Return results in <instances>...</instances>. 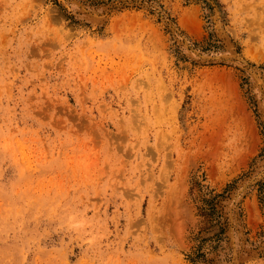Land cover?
Returning a JSON list of instances; mask_svg holds the SVG:
<instances>
[{"label": "rangeland", "instance_id": "rangeland-1", "mask_svg": "<svg viewBox=\"0 0 264 264\" xmlns=\"http://www.w3.org/2000/svg\"><path fill=\"white\" fill-rule=\"evenodd\" d=\"M0 264H264V0H0Z\"/></svg>", "mask_w": 264, "mask_h": 264}]
</instances>
